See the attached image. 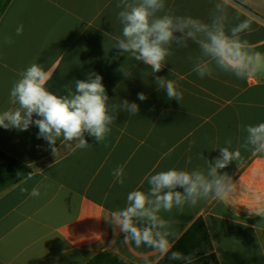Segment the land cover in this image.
I'll return each instance as SVG.
<instances>
[{
  "label": "crops",
  "instance_id": "crops-1",
  "mask_svg": "<svg viewBox=\"0 0 264 264\" xmlns=\"http://www.w3.org/2000/svg\"><path fill=\"white\" fill-rule=\"evenodd\" d=\"M118 3L0 0V111L12 107L8 100L13 82L32 63L51 75L46 87L56 95L64 94V85L95 71L103 78L109 106L123 99L139 105L137 116L117 113L101 144L86 134L91 147L80 149L61 138L55 156L47 142L37 139L35 126L22 132L0 128V151L33 170L31 179L0 192V264H87L105 252L123 264H142L144 256L155 264H179L167 257L157 260L147 248L121 247L123 235L108 221L111 213L125 207L130 191L147 192L150 174L206 169L201 154L213 160L219 155L214 149L226 146V139L235 149L243 142L242 125L264 122V75L242 81L216 71L200 78L192 70L189 57L199 53L191 43L187 49L173 46L174 54L156 74L173 80L182 93L179 102L169 100L157 90L150 68L113 49L122 35ZM237 3L245 10L239 13L241 20L248 14L256 18L251 33L242 38L252 47L263 45L264 0ZM211 10V0H165V11L176 16L207 22ZM238 11L230 10L232 15ZM19 25L23 33L17 36ZM6 37L13 42L6 44ZM139 92L148 99L139 101ZM241 153V166L233 163L223 170L244 186L239 199L202 201L162 213L174 222L172 250L188 254L199 249L196 264H264V217L246 210L264 207V157ZM119 166L124 169L123 184L112 175ZM256 169L262 178L253 182ZM34 187L39 197L29 195ZM21 188L28 191L22 193ZM251 192L260 193V205ZM99 264L120 263L104 259Z\"/></svg>",
  "mask_w": 264,
  "mask_h": 264
},
{
  "label": "clouds",
  "instance_id": "clouds-1",
  "mask_svg": "<svg viewBox=\"0 0 264 264\" xmlns=\"http://www.w3.org/2000/svg\"><path fill=\"white\" fill-rule=\"evenodd\" d=\"M212 10L207 22L191 16H176L165 11V0H119L118 20L122 25V35L117 38L113 49L119 55L127 53L132 59L150 68L157 90H163L169 100L179 102L182 93L176 83L166 77L156 75L164 67L166 59L176 49H187L189 43L196 45L198 55L189 57L193 61L192 70L200 77H211L218 71L230 74L238 80L248 81L264 75V54L255 51L242 34L251 33L256 19L248 14L241 20L240 12L245 10L237 0H211ZM238 9L236 15L230 10ZM233 21H238L233 23ZM23 25L16 28V35H22ZM6 44L13 41L5 38ZM126 77L128 73H124ZM146 73L142 70L141 76ZM9 91L8 103L12 105L0 111V128L5 130L27 131L38 128L37 139L47 142L55 156L59 149L57 141L63 139L68 146L75 143L77 148L91 147L85 135L101 144L111 131L110 125L118 112L137 116L139 105L127 99L119 104L108 105L109 97L102 83V76L90 71L85 80L75 79L63 86L62 95L48 90L47 82L51 75L38 63H32L18 74ZM137 99L144 102L148 97L137 93ZM243 142L235 149L232 140L226 139L224 147H216L219 155L206 161V169L192 171L171 168L150 174L146 177L148 191L132 190L127 194L125 207L111 213L110 224L114 231L123 235L121 247L147 248L157 256L165 257L179 264H196V249L188 254L173 251L176 230L173 221L166 220L162 213H170L174 208L183 210L195 207L199 202L210 200L227 201L239 199L245 189L240 181L225 171L230 164L237 167L244 163L241 150L252 156L264 157V122L242 125ZM171 153H166L170 155ZM191 160L189 159L188 163ZM115 182L124 183V169L119 166L113 170ZM31 174L26 180L31 179ZM262 178L259 169L254 170L252 180ZM21 192L28 191L21 188ZM39 197L38 188L29 193ZM257 205L261 195L251 192ZM250 216L264 217V207L247 208ZM142 264H155L148 256Z\"/></svg>",
  "mask_w": 264,
  "mask_h": 264
},
{
  "label": "trees",
  "instance_id": "trees-1",
  "mask_svg": "<svg viewBox=\"0 0 264 264\" xmlns=\"http://www.w3.org/2000/svg\"><path fill=\"white\" fill-rule=\"evenodd\" d=\"M253 49L258 52H264V44L253 47ZM32 172V167L21 165L0 151V192L18 184ZM197 222L199 224L201 221L198 220ZM104 259H112L117 263L123 264L122 260L107 252L96 255L87 264H99Z\"/></svg>",
  "mask_w": 264,
  "mask_h": 264
}]
</instances>
